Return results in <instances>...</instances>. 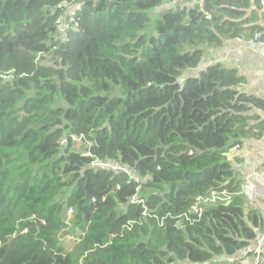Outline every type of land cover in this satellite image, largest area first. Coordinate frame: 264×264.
I'll return each mask as SVG.
<instances>
[{"label": "trees", "instance_id": "16d2710c", "mask_svg": "<svg viewBox=\"0 0 264 264\" xmlns=\"http://www.w3.org/2000/svg\"><path fill=\"white\" fill-rule=\"evenodd\" d=\"M256 35L264 0H0V264H220L256 244L228 154L264 137V100L201 67ZM212 192L230 201L197 205Z\"/></svg>", "mask_w": 264, "mask_h": 264}, {"label": "crops", "instance_id": "0c3cea01", "mask_svg": "<svg viewBox=\"0 0 264 264\" xmlns=\"http://www.w3.org/2000/svg\"><path fill=\"white\" fill-rule=\"evenodd\" d=\"M218 63L236 69L247 79L243 91L264 100L263 42L234 39L224 41L220 48L207 49L201 67L205 68ZM228 156L237 177L244 182V185L249 183L256 185L254 200L247 202L244 199L246 213L256 210L264 223V137L261 140H245L242 148L232 149ZM255 247L256 244H253L233 258H222L216 262L220 264H255L253 255Z\"/></svg>", "mask_w": 264, "mask_h": 264}, {"label": "built area", "instance_id": "2783aa9c", "mask_svg": "<svg viewBox=\"0 0 264 264\" xmlns=\"http://www.w3.org/2000/svg\"><path fill=\"white\" fill-rule=\"evenodd\" d=\"M185 1L187 2L189 5L192 6H196L199 4H203L204 0H171V2H182ZM81 10L80 7L75 8L74 10L71 11L70 16L73 17L74 15H76L77 11ZM65 29V34H68V30H69V26H63L61 27V34L63 35V31ZM259 36L256 35L255 36V40H258ZM62 145H64V142H62ZM98 162H93L91 164V167L96 169V170H105L102 169V167H99V165L97 164ZM105 164V163H102ZM120 166V170L119 172H115L116 174L118 173H124L130 176L129 173L133 172L131 169L123 166V165H119ZM255 190H256V185L249 183L248 185L244 186L243 190H242V194L241 196L247 201H253L255 198ZM228 201H230V196L224 192L223 194H218L215 192H212L208 197L205 198H199L198 199V204L199 206H210V205H216L218 203H227ZM194 211L197 213H201V209L198 208V206H196L194 208ZM254 255V260H255V264H264V231L262 232V234L260 235L259 239L256 242V247L255 250L253 252Z\"/></svg>", "mask_w": 264, "mask_h": 264}, {"label": "rangeland", "instance_id": "374dc122", "mask_svg": "<svg viewBox=\"0 0 264 264\" xmlns=\"http://www.w3.org/2000/svg\"><path fill=\"white\" fill-rule=\"evenodd\" d=\"M166 9H167L166 7H162L159 10L152 12L153 19H156L158 16H160L161 14H163V12ZM63 35L66 38L65 29L63 31ZM77 147H79V145H77ZM102 163H105V164H102ZM97 164L99 165V167H102V169L108 170V171L113 172V173L119 172V170H120L119 164H117L115 162H111V161H98ZM129 174L132 177L134 176L133 172H131ZM71 215H70V217H71ZM71 232H72V229L68 230L67 232H65L62 235V238H61L62 243L65 245V247L67 249H71L72 246L75 244V242L77 240L76 234L71 233ZM66 233H68V234H66Z\"/></svg>", "mask_w": 264, "mask_h": 264}]
</instances>
